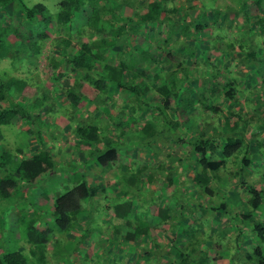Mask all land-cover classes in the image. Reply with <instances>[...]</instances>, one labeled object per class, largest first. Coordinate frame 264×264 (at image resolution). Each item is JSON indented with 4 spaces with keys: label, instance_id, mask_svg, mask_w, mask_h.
Segmentation results:
<instances>
[{
    "label": "trees",
    "instance_id": "trees-1",
    "mask_svg": "<svg viewBox=\"0 0 264 264\" xmlns=\"http://www.w3.org/2000/svg\"><path fill=\"white\" fill-rule=\"evenodd\" d=\"M227 2L206 11L194 0H61L59 10L52 13L42 3L28 7L23 0H0V127L23 126L39 147L28 157L20 148L0 147V203L54 172L57 157L52 144L43 140L40 127L34 128L42 113L38 117L33 113L50 103L46 112L58 108L63 114L48 120V125L62 123L61 138L70 134L88 144L82 164L62 163L65 173L75 169L77 184L52 201L44 191L39 202L49 204L58 232L80 246L95 235L115 247L121 248L123 242L129 245L127 258L134 257L127 264H206V258L184 243L201 241L194 232L203 234L204 221L222 211L234 224V235L226 236L227 231L211 219L204 241L218 252L222 246L211 240L229 241L233 236L236 252L230 254V261L264 264V218L256 213L264 203V188L240 178L251 167L248 154L264 149L258 127L251 128L250 117L242 112L246 104L255 102L253 111L264 116V0ZM16 4L23 13L6 19L3 11ZM191 20L200 22L193 25ZM209 23L218 26H213L216 35L209 30V41L216 43L209 49L203 43H190L192 33L200 35L197 32ZM225 31L231 34L230 42L223 40ZM229 56H236L246 73L236 75L225 64ZM41 58V78L34 80L31 75ZM185 59H193L194 66L186 65ZM62 79L68 83H61ZM122 90L132 94L117 98ZM154 95L159 101L153 107L147 101ZM135 133L141 137L132 138ZM125 137L134 139L131 147L136 156L141 153L137 167L134 160L121 159ZM50 139L59 140L53 133ZM165 145L168 151L163 150ZM241 149L245 154L236 156ZM88 159L94 169H111L100 183L89 180L95 183L89 184L83 178L81 167ZM166 159L173 167L166 165ZM145 182L151 190L143 188ZM240 189L239 200H245V206L242 213L230 216L229 204L234 205V192ZM100 191L113 224L105 237L101 231L82 227L89 222V205L84 202ZM246 206L249 210L244 212ZM41 222L39 216H29L25 234L44 263L53 233L41 228ZM211 225L216 226L215 236L208 232ZM246 237L255 241L244 248ZM213 259L221 255L213 254ZM0 264L28 262L20 251H4Z\"/></svg>",
    "mask_w": 264,
    "mask_h": 264
},
{
    "label": "rangeland",
    "instance_id": "rangeland-1",
    "mask_svg": "<svg viewBox=\"0 0 264 264\" xmlns=\"http://www.w3.org/2000/svg\"><path fill=\"white\" fill-rule=\"evenodd\" d=\"M60 1L61 0H23V2L28 7H32L38 3H42L52 13L59 10L58 3ZM179 1L186 2V0H179ZM227 1L228 0H194V3L199 5V8L201 9L204 8V10L210 11V9L213 7L218 8V6L221 5V3L222 4L228 3ZM232 4L234 6L237 5L236 2H233ZM21 13H23L22 9L20 8L19 5L16 4V5H12V7H8L6 10L3 11L2 14L5 15L6 19H9L8 17H11V16L12 17L21 16ZM187 20H190V19L188 18ZM199 22L200 21L193 20L192 24L196 25ZM204 22H207V21H204ZM209 25L210 26L206 28L203 32H197V33H201L200 35L192 33L195 36H193V38H189L190 43L197 42L198 45L199 44L201 45L203 43L204 49H209V45L211 44L214 45L216 41L215 40L209 41V33L213 30L212 33L215 34L216 32H214V30L218 26L217 25L214 26L213 23H209ZM224 34L227 36V38H224L223 40L225 42H230L231 34H228L227 31H225ZM180 38L181 36H179L177 39H180ZM167 48H169V46ZM185 62H186V65L194 66L193 64L195 61L193 59H188ZM42 64H43V58L40 59L36 72L31 75L33 76L34 80H39L41 78V74L38 70L42 67ZM225 64L231 65V69L233 68L236 75H240V73H246L247 68L244 67V64L240 63V61L238 60V58H236V56H229ZM162 67L165 69H168L169 65L168 66L162 65ZM194 78L195 77L192 78V84L197 83L196 78L195 79ZM60 82L63 84L68 83L67 79H62ZM48 83H50L49 79H48ZM131 94H132L131 92H125L122 90L120 91L119 95H117V98L124 100V99H127L128 96H130ZM58 98L60 101L61 96L59 95ZM151 99L147 102L150 103L154 107L158 103L159 97L157 95H154L151 97ZM246 99L247 97L244 98L242 96L243 101ZM154 101H157V102H154ZM254 103L246 104L245 105L246 107L242 109V112L246 117L248 118L250 117L251 119L250 127L251 128L258 127L257 136L261 141H264V116L262 114V117H261L260 115H258L256 112L253 111V105H255ZM45 105H50V103H46L43 105L45 114L44 112H39V111H43V108L40 109L39 111L34 110L33 112L34 115H36L37 117L38 115L42 113L39 118L41 120L38 119L41 122H38V121L35 122L34 128L36 129L37 127H40V129H42L41 136L43 140H45V137H47L49 140L51 137V133H53L55 137L61 138L60 136H62V134H59V133L61 131L60 128L63 126L62 123H58V125L53 126L52 124L48 125L47 121L48 120L52 121L55 115L57 117L61 115L62 110L60 111L58 108H54L52 109L51 112H46L47 107ZM262 111L264 112L263 109ZM56 128L59 130V132L56 131ZM0 136H2L1 142H3V143H0L1 148L6 147V148H9L10 150H16L20 148L23 152V155L26 157H28L29 155L32 154V152H34V151H31L33 149H31L30 147L31 142H29V138L31 136H28L27 132L21 129L20 126L16 124H9V125L1 126ZM70 136L71 135L68 134L66 138L70 139L71 138ZM131 137L138 139L141 136L138 133H135L131 135ZM62 138L61 140H63ZM49 141L52 144L50 149L53 153H56L59 151L62 153L57 158H55L57 164L54 169V172L51 175L44 176L37 184L32 185L29 189L25 190V192L23 189L28 186H23L19 188L18 192H14V194L2 200V202L0 203V253L4 251L5 252L20 251L26 258L28 264H127L128 261L129 262L132 261L134 259L132 255H130L127 258L129 251H130L128 249L129 245L127 244L125 245L123 242L120 243L121 248L115 247L114 246L115 243L112 242L110 244L109 239L105 240V238L102 239V238H99L98 235H95L81 242L84 244V246L82 244L80 246L78 245V241L76 240L74 241L56 230L49 204L40 206L39 202L41 199H44V194H43L44 191L48 192L47 194H49V196L51 197L50 199L52 201V198L54 199V197H56L59 193H62L66 189L73 187L75 184H77V182H72L73 179L71 180V176H70V180H67L65 179V177H63L62 173H64L65 172L64 170H67V168H65L62 165V163L63 162H68L69 164L71 163V167H73L75 165L74 161L82 162V160L81 158H76V157L75 159L71 158L72 157L71 155H74V154L70 152L68 153L66 146L60 147L57 145V141H51V139ZM133 141L134 139H131V141H129L127 137L123 139L122 147L120 149V156H121V159H123L125 162H128V163L134 160L137 165L135 164L133 165V167H137L139 164H141V153L137 154L136 156V153H135L136 151L134 152L135 147L134 148L131 147V145H134ZM60 143H63V142L60 141ZM128 144L130 145V149H129L130 151H126ZM253 145H255V143H253ZM33 146L35 147L36 145H32V147ZM138 146H141V144H139ZM38 148L39 147L36 146L35 151ZM167 148L168 147L166 145L163 146L164 151H168ZM148 151L149 150H147V152ZM244 154H245V150L241 149L240 152L237 153L236 156L238 155L243 156ZM151 155H150L149 163L152 162L150 164L152 166L153 161H152ZM248 155L252 159L251 167H249L248 170L244 171L243 174H241L240 178L243 182H246L247 184L254 185L255 187L264 188V149L258 152L256 151V152L249 153ZM254 155L257 156L256 159L254 158ZM162 156L164 157V155H161V157ZM233 159L234 157L231 158L230 160H233ZM166 161H167L166 165H168V167L170 165L173 167L171 163L169 164V159H166ZM110 170L111 169H109L108 167L102 168V167L96 166V169L93 170L92 172L90 171V169H88V166L83 165L81 167L83 178L86 179L87 181L90 180V177H94L98 179V177L100 176L109 175ZM229 170L230 169L228 168L227 172ZM114 171L116 172L117 170H114ZM112 178L116 180L118 178V175H114L112 176ZM95 183L90 182L89 184H95ZM143 188L146 190L152 189L151 185L146 182ZM239 191L240 193H238ZM108 192H112V191H108ZM228 193H230V191H228ZM242 193L243 191H241V189L234 192L235 197L233 199L236 198L238 201L236 200L234 202V205L232 203L229 204L228 215L233 216V214H235L237 211L238 212L241 211L242 213V209L245 206L244 203H246L245 200L243 201V199L239 200V197L240 195H242ZM98 194L94 196V198L89 200V202L88 200L84 202V205H87V206L89 205L87 207V211H88L87 213L89 215L88 217L89 222L88 223H86V221L83 222L82 227L87 228L89 232L90 231L91 232L101 231L103 232L102 237H105L107 234L106 232H108L109 227H111L113 224H112V221L109 220L110 218L104 209V203H105L104 194L101 191ZM225 194L226 192H224V195ZM16 196L17 197L20 196L19 199H16ZM218 198L219 196L217 194V197H215V200L217 201ZM204 201H207V199ZM248 208L249 206L248 207L246 206L244 208V212L248 211L249 210ZM256 213L258 215L263 216L264 218V203L263 205L259 207L258 210H256ZM29 216L31 217L39 216L40 220L42 221L41 228H50V230L53 233L52 238L54 239L51 238V242L49 243V246H48V254L46 256L47 260L44 263L39 262L38 252L37 251L33 252L36 249L33 247V245L29 244V242L27 241V236L25 234L26 232L25 220H27ZM211 219L217 220V222L222 227V229L227 231L226 236L230 237L231 235H234V232H235L234 224L229 219V217H227V215L221 211L216 214H213L211 218H208L207 220L204 221L203 229L205 231L203 232V234L201 233L202 230H200L199 232H194L195 233L194 235L197 237V240L199 238H202L201 241H186L184 245H187V248H195L196 255L200 254L199 256H202L207 259L206 264H235L234 262H232V260L230 261L228 259L230 254L233 255V253L236 252V248L232 247V244L234 243L233 236L229 239V241L227 239H222L219 237H216L211 240L212 243L222 246L221 250H219L218 252L213 247H211L209 244H207L208 243L207 240H206L207 242L204 241L207 238L208 233L206 229L208 225L211 224ZM191 221L192 219L189 220L190 223H192ZM212 225L209 226L210 229L208 228L209 229L208 232L210 234H213V236H215L214 234L216 232V228H215L216 226L214 227ZM195 226L196 225H194V227ZM172 235L173 233L168 234V238H171ZM153 237L156 238L157 240L159 239L157 233L155 232H154ZM56 241H58V243ZM162 241H166V240L164 239ZM254 241H255L254 237H249V238L246 237L243 240L242 246H244V248L250 247V245L254 244ZM116 242L118 243V241ZM102 243H104L103 246H102ZM194 243H196V245ZM108 244L110 246L109 249H111V253L107 252ZM199 250L201 253H198ZM74 251H76V255L73 253ZM86 253H89L90 255L86 257L85 256ZM213 254L221 255V259L214 260ZM168 258L170 257H166V259ZM137 261L139 260H136V262ZM132 262H134V260Z\"/></svg>",
    "mask_w": 264,
    "mask_h": 264
},
{
    "label": "crops",
    "instance_id": "crops-1",
    "mask_svg": "<svg viewBox=\"0 0 264 264\" xmlns=\"http://www.w3.org/2000/svg\"><path fill=\"white\" fill-rule=\"evenodd\" d=\"M129 95V94H128ZM30 126L29 125H27V127H26V129L27 128H29ZM20 128L21 129H23L24 127L23 126H20ZM68 135V134H67ZM67 135L65 134V136H63V140H61L60 138H59V140L57 141V145L58 146H66V149H67V152L69 153H73L74 155H71L72 157L71 158H74L75 159V157L76 158H81V160H84L86 157H85V155H84V149L88 146V144L87 143H85V142H82V141H80V140H77L74 136H70L71 138L69 139H67L66 137H67ZM70 135V134H69ZM44 141H48V142H50L49 140H48V138L47 137H45V140ZM60 141H62L63 143H60ZM29 142H31V145H30V147H31V149H33V150H31V151H35V147L37 146H33L32 147V145H35L34 144V142H35V139H34V136H31L30 138H29ZM33 142V143H32ZM1 143H3V142H1ZM29 147V148H30ZM33 153V152H32ZM56 157H58L59 155H61L62 153L59 151V152H56V153H53ZM80 155V156H79ZM85 161V160H84ZM79 164H82V162L80 161V162H78ZM92 164H94V162H93V160L92 159H88L87 160V162H85V165H89L90 167H89V169H90V171H92L93 172V170H95L96 169V167H95V169H94V167L92 166ZM92 167V168H91ZM64 171H66V170H64ZM63 174V177H65V179H67V180H70V176H71V180L73 179V174H72V172L70 171V170H68V172L67 173H62ZM101 179H104V176H100V177H98V179L97 178H94V177H91L90 178V180H92V181H94V182H99ZM72 182H73V180H72Z\"/></svg>",
    "mask_w": 264,
    "mask_h": 264
}]
</instances>
